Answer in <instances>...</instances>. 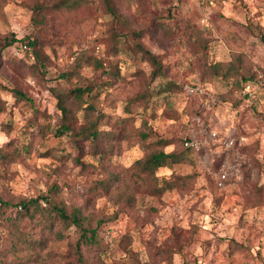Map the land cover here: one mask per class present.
I'll return each mask as SVG.
<instances>
[{"label":"rangeland","instance_id":"374dc122","mask_svg":"<svg viewBox=\"0 0 264 264\" xmlns=\"http://www.w3.org/2000/svg\"><path fill=\"white\" fill-rule=\"evenodd\" d=\"M41 1L48 0H0L1 37L37 34L42 45L50 44L44 49L49 60L43 68L21 41L2 50L0 134L6 139L0 146L20 143L22 153L0 162V195L14 200L35 197L55 184L58 198L82 207L92 219L113 215L101 230L106 257L95 264H264V43L257 35L259 29L264 33V0H114L132 28L142 32L138 40L161 57L164 72L155 79L139 57L110 50L112 17L98 0L73 13H48L37 30L31 7ZM152 21L164 22L168 35L153 33ZM84 49L117 65L121 75L96 102L108 117L101 127L126 133L105 161L84 153L87 141L81 142L80 151L68 134L54 135L60 112L50 87H69L56 74ZM236 57L258 74L257 82L248 83L246 97L244 89L232 87L230 95L224 82L200 79L205 64ZM82 71L93 75L91 68ZM169 81L180 87L199 84L208 94L158 93V85ZM11 88L22 90L31 101H17ZM145 90L146 103L136 97ZM126 104L130 113L124 111ZM144 122L152 128L151 140L208 134L212 143L194 152L193 164L156 170L159 178L191 174L185 185L161 195L152 194L142 181H130L123 193L115 184L109 193L97 188L95 183L108 172L125 174L144 154L138 137ZM226 135L233 138L231 148L223 145ZM14 210L6 215L15 216ZM19 223L17 234L35 237L41 230L38 224ZM64 232L61 240H48L57 251L68 253L69 241L78 235L73 227ZM13 233L7 219H1L0 264H61L42 251L22 245L12 249Z\"/></svg>","mask_w":264,"mask_h":264},{"label":"trees","instance_id":"16d2710c","mask_svg":"<svg viewBox=\"0 0 264 264\" xmlns=\"http://www.w3.org/2000/svg\"><path fill=\"white\" fill-rule=\"evenodd\" d=\"M91 0H48L37 2L32 5L31 22L35 29H40L47 19V14H56L60 16L64 13H73L87 5ZM99 6L104 13L109 14L112 18L109 28L110 50L114 53L130 52L140 60L146 62L151 68L150 76L152 79L160 76L164 72V65L161 57L150 49L143 46L138 40L142 34L141 31L132 28L128 18L119 12L114 0H98ZM150 29L153 33H161V36L168 35L167 28L162 21H152ZM260 40L264 43V33L258 31ZM21 41L25 46V51L32 54L35 62L42 68L48 64L49 57L44 49L50 44H41L37 34L24 38H16L15 34L9 36H0V58L2 50L13 45L14 42ZM37 66V64H35ZM91 68L92 76H87L82 70ZM105 76V78H103ZM63 79L69 84L68 88H59L51 86L50 90L56 98V107L60 112L59 124L54 131L55 136L68 134L73 142V146L82 151L81 142H88V150L84 153H91L98 156V161L109 160L110 156L116 152L120 141L126 135L125 130L119 133L115 130H106L101 126L108 117L97 106V99L103 93H107V88L113 85L121 78L119 67L112 65L106 60L97 57L90 50H80L75 55L70 64L61 67L56 77ZM200 79L202 81L217 80L224 82L229 87L228 94L232 95V87L237 91L243 90L245 85L257 82L258 74L256 71L245 64L244 59L236 57L230 61H216L205 64ZM197 86L199 84H190ZM183 91V87L169 81L158 85V93L167 91ZM11 94L17 101H31V97L18 88H11ZM184 92V91H183ZM247 92L243 96H247ZM189 96H195L186 94ZM220 94L217 95V99ZM242 96V94H240ZM222 99L226 100V95L222 94ZM138 101L147 102L149 94L147 90L137 94ZM124 111L130 113L132 110L129 105L124 106ZM78 114L82 122L78 124ZM123 121V120H122ZM123 127V125H122ZM152 128L146 122L142 124V129L138 130V137L144 154L136 159L129 167L126 173L108 172V175L95 183L97 188L103 189L109 193L114 184L121 187L120 193L125 192L129 182L142 181L150 186V191L154 195H161L166 190L173 187L185 185L191 174L171 173L169 178L156 176L157 169L162 167L172 168L178 164L194 163V152L184 145V137H162L158 136L151 140ZM16 143L12 147L9 142L0 146V162L7 163L13 160L18 154L22 153V146ZM173 145L171 150L166 147ZM24 147V146H23ZM9 148V149H8ZM12 148V149H11ZM27 152L28 149L24 148ZM196 154V153H195ZM193 156V157H192ZM77 163L82 164L79 158ZM59 191L57 185L51 186L46 194H40L35 197L21 198H4L0 195V220L5 218L13 228L12 241L10 247L14 250L21 245L24 248L35 250L43 253L47 259L57 260L61 264H95L97 261L102 263L106 257V244L103 242L101 230L106 222L114 218L101 216L92 219L84 214L82 207L72 205L68 206L64 200L56 195ZM43 206L37 209H31L33 205ZM9 209H15V216L8 217L6 212ZM19 222H28L38 224L40 232L38 236H31L20 231ZM73 227L77 238L74 242L69 241L70 250L68 253L59 252L54 248V244L48 239L55 237L62 239L66 236L65 229ZM50 238V239H51ZM125 239V238H124ZM49 241V242H48ZM85 249V252H84Z\"/></svg>","mask_w":264,"mask_h":264},{"label":"built area","instance_id":"2783aa9c","mask_svg":"<svg viewBox=\"0 0 264 264\" xmlns=\"http://www.w3.org/2000/svg\"><path fill=\"white\" fill-rule=\"evenodd\" d=\"M251 89V86L249 84H246L244 87V91L249 93ZM183 90L186 94L190 95H205L208 94L205 92L204 88L200 85L197 86H191L186 85L183 87ZM212 143V136L205 134L201 137L198 136H189L185 138L184 145L189 148L193 152H199L204 151V149L209 148V146ZM233 138L229 135L225 136V139L223 140V145L225 148H231L233 146Z\"/></svg>","mask_w":264,"mask_h":264},{"label":"clouds","instance_id":"9594fccd","mask_svg":"<svg viewBox=\"0 0 264 264\" xmlns=\"http://www.w3.org/2000/svg\"><path fill=\"white\" fill-rule=\"evenodd\" d=\"M5 139L6 138L2 134H0V143H3Z\"/></svg>","mask_w":264,"mask_h":264}]
</instances>
